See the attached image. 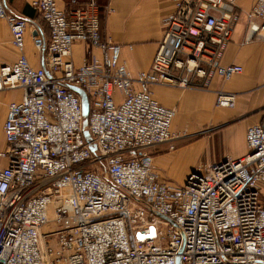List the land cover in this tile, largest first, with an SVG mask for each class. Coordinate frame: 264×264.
<instances>
[{
	"label": "built area",
	"instance_id": "obj_1",
	"mask_svg": "<svg viewBox=\"0 0 264 264\" xmlns=\"http://www.w3.org/2000/svg\"><path fill=\"white\" fill-rule=\"evenodd\" d=\"M58 1L30 2L47 30H31L33 69L22 53L28 22L0 0L18 52L0 66V91H21L2 125L0 264H264L262 125L246 129L241 157L197 167L179 186L159 178L148 151L177 139L175 111L152 98L153 86L206 90L213 76L241 73L218 64L238 21L236 0H171L151 63L134 76L120 45L102 41L94 0H70L66 10ZM244 15V41L264 43V0ZM74 43L91 49L77 67ZM70 87L86 98L85 119ZM234 100L218 91L214 105Z\"/></svg>",
	"mask_w": 264,
	"mask_h": 264
},
{
	"label": "crops",
	"instance_id": "obj_2",
	"mask_svg": "<svg viewBox=\"0 0 264 264\" xmlns=\"http://www.w3.org/2000/svg\"><path fill=\"white\" fill-rule=\"evenodd\" d=\"M31 1L2 0V3L9 14L27 20L28 27L23 38L22 53L30 67L37 69L40 66V58L32 46L31 30L33 27L38 28L45 37L47 30L37 12L30 6ZM69 1L59 0V8L65 10L69 8ZM75 1L78 4L86 2ZM253 1L236 0L238 21L218 61L220 66L239 65L242 68L240 74L233 75L228 81H221L217 76H213L206 90L168 86L151 88L152 98L158 104L175 111L170 125L171 133L184 132L186 136L202 135L205 133L204 127H214L206 130V133L224 127L221 131V146L225 155L231 158L241 157L245 153L246 129L253 125H262L264 122V43L258 40L244 41L246 28L244 13ZM94 2L102 41L108 40L120 45L119 61L124 63L131 76L148 69L162 36L160 20L172 12L171 0H94ZM107 9H111L112 12L107 13ZM258 24H263L260 30V35H263L264 21H258ZM89 52L91 49H88L86 44L74 43L69 57L73 66L77 67L88 60ZM17 57L18 52L10 43L7 25L0 19V66L12 64ZM218 91L234 95L232 108L214 105L215 94ZM20 98L19 89L0 91V151L4 149L2 125L7 106L9 103L18 102ZM233 136L237 137L238 148L231 144ZM210 146L212 142L198 139L192 144L178 147L171 155L149 152L158 176L160 174L158 171L163 172L162 176L168 181H164L162 177L161 179L172 184L180 180L182 183L186 174L197 165L203 164L209 168L222 161L223 155L216 156L211 152ZM4 165L5 161L0 160V168Z\"/></svg>",
	"mask_w": 264,
	"mask_h": 264
},
{
	"label": "rangeland",
	"instance_id": "obj_3",
	"mask_svg": "<svg viewBox=\"0 0 264 264\" xmlns=\"http://www.w3.org/2000/svg\"><path fill=\"white\" fill-rule=\"evenodd\" d=\"M212 128H214V127L213 126L204 127L203 130L205 131V133L203 132L202 135H193L192 136V134H191V135L186 136L184 132L172 133L173 135L177 136V139H175L171 143L174 150L170 151V150L167 149L169 144L168 145L167 144H161V145H157V146H155L153 148H150L148 151H150L153 154H169V155H171L178 147L184 146V145H188V144H192V142H194V141H196L198 139H201V140H204V141L212 142V146H210V150L216 156H222L223 155V159H225L226 157H230L228 155H225L226 153H224V150H223V148L221 146V136H222L221 135V133H222L221 131H223L224 127L220 128V129H217V130H215L213 132H207L206 133V130H209V129H212ZM231 144H232L233 147L236 146L238 148V143H237V137L236 136H233V138L231 139ZM153 149H155V150H153ZM158 149H160L159 152H158ZM197 167L207 168L203 164L197 165L195 168H197ZM195 168H193V169H195ZM158 172L160 173L159 174V178L160 179L162 177V179L164 181L165 180L168 181V179H166V178H164L162 176V174H164L163 172H160V171H158ZM169 182H171V181H169ZM180 184H181V180L179 182H172L171 185L179 186ZM260 199H261L262 204H264V187L261 189Z\"/></svg>",
	"mask_w": 264,
	"mask_h": 264
},
{
	"label": "water",
	"instance_id": "obj_4",
	"mask_svg": "<svg viewBox=\"0 0 264 264\" xmlns=\"http://www.w3.org/2000/svg\"><path fill=\"white\" fill-rule=\"evenodd\" d=\"M70 89L74 92H76L79 97H80V101H81V113H82V116L83 118L85 119L86 118V115H87V101H86V98L83 94V92L77 88H73V87H70ZM262 127H264V122L262 123Z\"/></svg>",
	"mask_w": 264,
	"mask_h": 264
},
{
	"label": "trees",
	"instance_id": "obj_5",
	"mask_svg": "<svg viewBox=\"0 0 264 264\" xmlns=\"http://www.w3.org/2000/svg\"><path fill=\"white\" fill-rule=\"evenodd\" d=\"M88 106V105H87ZM87 112H88V107H87ZM87 135H86V133H84V137H86Z\"/></svg>",
	"mask_w": 264,
	"mask_h": 264
}]
</instances>
